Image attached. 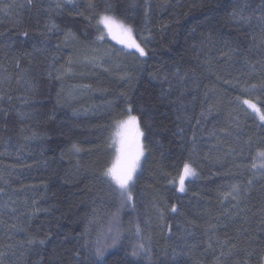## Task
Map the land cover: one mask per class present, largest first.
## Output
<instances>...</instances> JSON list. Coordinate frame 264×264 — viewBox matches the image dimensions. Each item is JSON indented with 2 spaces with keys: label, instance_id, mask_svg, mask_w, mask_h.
I'll return each mask as SVG.
<instances>
[{
  "label": "trees",
  "instance_id": "1",
  "mask_svg": "<svg viewBox=\"0 0 264 264\" xmlns=\"http://www.w3.org/2000/svg\"><path fill=\"white\" fill-rule=\"evenodd\" d=\"M59 2L0 0L13 5L0 11L3 264H262L264 169L253 165L264 122L242 101L264 111V0ZM241 9L249 22L231 15ZM101 14L132 27L147 55L110 67L81 61L74 46L95 60L119 48ZM128 106L145 153L121 207L104 171ZM185 163L197 177L178 193L172 181ZM232 185L239 201L222 197ZM114 219L115 244L96 257ZM226 239L236 249L221 257Z\"/></svg>",
  "mask_w": 264,
  "mask_h": 264
},
{
  "label": "snow or ice",
  "instance_id": "2",
  "mask_svg": "<svg viewBox=\"0 0 264 264\" xmlns=\"http://www.w3.org/2000/svg\"><path fill=\"white\" fill-rule=\"evenodd\" d=\"M26 2L30 5L32 0H26ZM64 3L72 4L73 0H64ZM21 4L19 7H23ZM13 7L12 4H8L5 6H0V11L9 12V10ZM57 9L62 7V4L57 0L55 4ZM237 20L247 23L251 20V16H246L241 9L239 12L235 10L231 14ZM260 19L264 21V15L260 16ZM98 25H103V28L107 31V34L112 37L114 40H118L119 43L123 44L126 48L135 49L139 52L141 57L147 55L145 49L141 47L139 43H137L136 39L133 35V29L129 25L125 24L123 21L117 19L114 15L109 14H101L98 21ZM26 35V33H25ZM72 34L66 33V38L71 36ZM99 39H103V36H100ZM259 51V50H257ZM178 71V70H177ZM186 75V74H185ZM185 77H181L184 79ZM255 85H252V88H255ZM241 91H245V89H241ZM240 97L237 96V100ZM244 105H247L248 108L252 109L259 117L261 122H264V111L257 107L255 103H253L250 99H245L242 101ZM133 109L131 106L128 108V116L126 119L118 121L117 126L118 130L115 133V158L113 159L111 165L105 169L104 176L108 178L113 184H115L121 191L122 194L127 193V199L129 201L132 200V194L129 191L130 185L134 179V175L137 169L140 167L141 157L144 155V145L142 143V137L145 135L140 127V120L136 115H132ZM225 131V130H221ZM73 149L76 152L81 151L78 145L73 144ZM259 157L264 158V152H258ZM256 165H253L255 168ZM264 167V165H262ZM194 170L188 163H185L183 166V171L179 177V191L183 192L185 179L186 177L194 175ZM252 181L249 180V184ZM2 190V189H0ZM244 191H247L244 189ZM241 194V188L238 185H232L231 189L228 192L222 193L223 199H231L239 201V197ZM235 207V205L233 206ZM172 212L178 211L177 205L173 204L171 208ZM210 229H215L216 225H209ZM22 230V229H21ZM139 231V229H138ZM191 235V233H189ZM45 240L41 239L38 241L40 245L45 244ZM28 244L37 243L34 239H29L27 241ZM113 244H115V240H113ZM221 247L228 246L227 252L222 251L221 257H226L232 255L233 251L236 249V244L232 243L229 245L228 240H224L220 242ZM11 247V246H9ZM208 247H212L211 238H209ZM144 251V246L141 244L138 247V250L133 251L132 255L135 256ZM104 254V249L97 247L95 250L96 257H102ZM77 255L79 253L77 252ZM5 256V252H0V264H3V258ZM87 259V258H86ZM217 264H220V260L218 258Z\"/></svg>",
  "mask_w": 264,
  "mask_h": 264
},
{
  "label": "rangeland",
  "instance_id": "3",
  "mask_svg": "<svg viewBox=\"0 0 264 264\" xmlns=\"http://www.w3.org/2000/svg\"><path fill=\"white\" fill-rule=\"evenodd\" d=\"M100 26V28H101V30H102V32H103V34H104V36L106 37V38H108L109 40H111L116 46H118L119 48H116L117 50H115V49H112L110 52H104V51H100L99 53H98V58H97V60H95V58H93V57H87V56H84V54L86 53V49H82V47H80V48H77L76 46H74V48H76V49H79L78 50V54L80 55V60L82 61H84L85 63H87V64H95V65H100V64H102V65H106V67H110V66H112L116 61H117V58L118 59H122V58H125L126 57V54L127 53H132L133 54V52H136V53H138V55H139V57L140 58H143V57H141L140 56V54H139V52H137L135 49H129V48H126L123 44H121V43H119L118 42V40H114V39H112V37L111 36H109L108 34H107V31L103 28V25H99ZM135 38V37H134ZM136 39V38H135ZM136 41H137V39H136ZM137 43H139L138 41H137ZM140 44V43H139ZM142 47V46H141ZM133 51V52H132ZM98 62H100V64L98 63ZM245 100V99H244ZM251 100V99H250ZM254 103V102H253ZM246 107H247V105H245ZM258 107V106H257ZM128 108H129V106L127 107V109H126V114L122 117V118H120L118 121H121V120H124V119H126L127 118V116H128ZM248 108V107H247ZM257 118H259L258 117V115L256 114V112H254L252 109H250V108H248ZM132 115H134L133 113H131ZM117 121V122H118ZM117 122H116V124H115V132H114V141H115V133L117 132V130H118V126H117ZM142 139V143H143V137L141 138ZM262 152H264V151H262ZM144 153H145V151H144ZM115 158V143H114V145H113V157H112V161H113V159ZM143 158H144V155L141 157V161H140V167L137 169V171H136V173H135V175H134V179H133V181L135 180V178H136V176H137V174H138V172H139V170H140V168H141V165H142V162H143ZM112 161H111V163H112ZM256 161H257V163H256V166L259 168V169H264V167H262V165H264V158H261V157H259L258 155H257V158H256ZM111 165V164H110ZM192 168V167H191ZM193 169V168H192ZM194 170V175H192V176H189V177H186V179H185V181L186 180H189V179H193V178H195V177H197V173H196V171H195V169H193ZM182 171H183V168H182V170L180 171V173L175 177V179L172 181V185L175 187V189H176V191L178 192V193H182L181 191H179V177H180V175H181V173H182ZM133 181H132V183H133ZM132 183H131V185H130V188H129V191L131 192V186H132ZM117 187V186H116ZM117 189H118V192H119V194H120V196H121V199H122V205H121V207H123L124 205H129V204H131V201H129L128 199H127V193H125V194H122L121 193V191H120V189L117 187ZM184 189H185V187H184ZM117 229H118V224H117V221L114 219L113 221H110L109 222V224H108V226H107V229L105 230V232L103 233V235H102V237H101V240H100V247L101 248H103V249H106L105 247H107V245H111L112 244V242H113V240H114V238H115V235L117 234L116 232H117ZM262 264H264V258H263V263Z\"/></svg>",
  "mask_w": 264,
  "mask_h": 264
}]
</instances>
